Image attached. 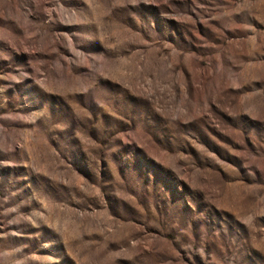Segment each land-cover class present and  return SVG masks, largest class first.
I'll return each instance as SVG.
<instances>
[{
  "label": "rangeland",
  "instance_id": "374dc122",
  "mask_svg": "<svg viewBox=\"0 0 264 264\" xmlns=\"http://www.w3.org/2000/svg\"><path fill=\"white\" fill-rule=\"evenodd\" d=\"M0 264H264V0H0Z\"/></svg>",
  "mask_w": 264,
  "mask_h": 264
}]
</instances>
